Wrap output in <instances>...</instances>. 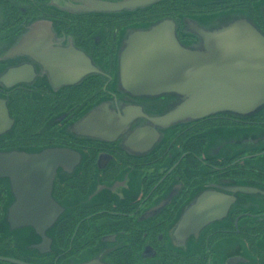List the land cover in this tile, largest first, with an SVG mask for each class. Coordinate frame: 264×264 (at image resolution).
Wrapping results in <instances>:
<instances>
[{
  "label": "flooded vegetation",
  "instance_id": "1",
  "mask_svg": "<svg viewBox=\"0 0 264 264\" xmlns=\"http://www.w3.org/2000/svg\"><path fill=\"white\" fill-rule=\"evenodd\" d=\"M187 3L159 10L178 20L184 42L196 38L181 13L246 12L264 30V0ZM139 21L71 0H0V154L60 147L76 158L56 167L60 209L42 233L11 226L18 194L0 176V256L9 257L0 264H264V109L168 126L144 117L175 96L122 85L118 48ZM221 191L235 197L226 214L178 232L200 196Z\"/></svg>",
  "mask_w": 264,
  "mask_h": 264
},
{
  "label": "water",
  "instance_id": "2",
  "mask_svg": "<svg viewBox=\"0 0 264 264\" xmlns=\"http://www.w3.org/2000/svg\"><path fill=\"white\" fill-rule=\"evenodd\" d=\"M71 1L80 10L122 12L160 0ZM262 6L258 8L264 16ZM182 22V31L194 35V41L180 38L174 16L129 27L123 35L117 53L122 85L135 95L175 96L164 112L141 114L168 126L215 112L247 115L264 106V30L256 21L239 11L203 20L184 16ZM152 134L157 135L156 129ZM74 156L73 150L60 147L0 154V176H8L18 194L8 210L12 227L33 225L42 233L53 223L60 209L51 194L56 167L72 165ZM234 198L222 191L204 193L186 210L178 232L195 230L226 214Z\"/></svg>",
  "mask_w": 264,
  "mask_h": 264
},
{
  "label": "trees",
  "instance_id": "3",
  "mask_svg": "<svg viewBox=\"0 0 264 264\" xmlns=\"http://www.w3.org/2000/svg\"><path fill=\"white\" fill-rule=\"evenodd\" d=\"M162 2H164L165 4H163ZM166 4H168L166 0L165 1L160 0L156 4L153 3L147 7L137 8V9L131 10L129 12L133 13V14H138V17H140L143 20V21H139V23L144 25L150 21L156 20V19L164 17V16H174L171 13H163V11H159V10H165L167 8ZM180 16L182 18L185 15H183V13H181ZM186 34H190V33H186Z\"/></svg>",
  "mask_w": 264,
  "mask_h": 264
},
{
  "label": "rangeland",
  "instance_id": "4",
  "mask_svg": "<svg viewBox=\"0 0 264 264\" xmlns=\"http://www.w3.org/2000/svg\"><path fill=\"white\" fill-rule=\"evenodd\" d=\"M167 1V3H169L168 5L166 4V6H167V8L169 9V7L168 6H172V5H174L175 4V2L182 8V11H184L185 9H187L189 6H187L188 5V3H187V0H172V1H174V2H172L171 0H166ZM163 3V2H162ZM258 4V3H257ZM259 5V4H258ZM257 5V6H258ZM263 9V8H262ZM259 11H261V10H259ZM262 12H263V10H262ZM186 16V15H185ZM184 17V16H183ZM182 17V18H183ZM193 17V16H192ZM197 17H200V16H197ZM194 18V17H193ZM184 23V22H183ZM140 25H142V24H140L139 22L137 23H134V24H132L130 27H135V26H140ZM264 109V106H262L261 108H259L257 111H260V110H263Z\"/></svg>",
  "mask_w": 264,
  "mask_h": 264
}]
</instances>
